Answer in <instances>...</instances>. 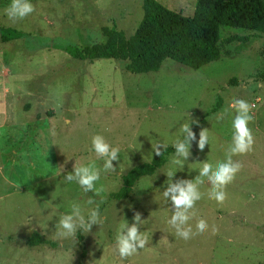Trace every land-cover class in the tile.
Segmentation results:
<instances>
[{
	"label": "rangeland",
	"instance_id": "374dc122",
	"mask_svg": "<svg viewBox=\"0 0 264 264\" xmlns=\"http://www.w3.org/2000/svg\"><path fill=\"white\" fill-rule=\"evenodd\" d=\"M158 1L186 16L197 5ZM11 2L0 0V264H264V82L256 80L264 67V37L224 43L222 58L198 70L168 59L157 72L136 74L127 71V61L77 59L62 46L105 42L104 29L115 24L132 36L144 16V0H30L34 11L22 19L7 15ZM4 28L25 35L5 41ZM248 34L231 27L221 31L223 40ZM241 99L251 105L252 150L232 155L241 167L223 189L222 202L212 197L211 181L200 178L201 199L180 225L181 231L192 228L184 240L168 223L177 211L174 193L164 192L194 182L203 163L215 168L226 161L234 102ZM203 120L209 138L202 150L200 132L186 158L171 157L128 198L111 197L130 169L182 139L183 124L191 129ZM97 134L120 153L112 160L115 170L94 182L99 191H84L67 176L89 161L102 167L92 150ZM174 157L183 163L169 178ZM72 204L84 211L99 206L102 222L63 238L56 225ZM137 214L140 221H134ZM201 219L208 224L203 234L196 229ZM125 221L137 223L147 243L121 257L116 237ZM35 230L60 245L29 246L26 239Z\"/></svg>",
	"mask_w": 264,
	"mask_h": 264
},
{
	"label": "trees",
	"instance_id": "16d2710c",
	"mask_svg": "<svg viewBox=\"0 0 264 264\" xmlns=\"http://www.w3.org/2000/svg\"><path fill=\"white\" fill-rule=\"evenodd\" d=\"M144 16L132 36L120 30L115 24L105 28V42L93 46H62L74 58L82 60L115 59L127 61V71L136 74L157 72L163 63L171 59L179 64L198 70L222 58L224 43H247L252 37H264V0H197L192 16H186L163 5L158 0H144ZM223 27L248 32L222 39ZM24 32L11 28L2 30V38L12 40L23 37ZM264 82V67L256 75ZM207 125L191 128L194 137ZM187 133L182 137L183 140ZM192 138H189V144ZM175 147L166 146L151 162L138 164L123 176L120 190L111 197L118 200L130 196L133 187L146 176L156 174L176 155ZM31 247L60 244L46 238L35 230L27 237Z\"/></svg>",
	"mask_w": 264,
	"mask_h": 264
},
{
	"label": "clouds",
	"instance_id": "9594fccd",
	"mask_svg": "<svg viewBox=\"0 0 264 264\" xmlns=\"http://www.w3.org/2000/svg\"><path fill=\"white\" fill-rule=\"evenodd\" d=\"M6 11L10 18L22 19L34 11V6L30 0H12ZM234 107L236 109V115L232 121V128L234 131L230 154L226 161L219 163L215 168L211 163L205 162L199 167L200 176L194 182L184 181V186L176 184L164 192V196H167L169 191L174 193L171 200L177 208V211L168 223L175 226L176 235L184 240H188L191 237L192 228L190 227L187 231H181L180 225L191 219L190 215L186 214V212L192 209L195 202L201 199V193L198 190V185L202 182L200 178H207V180L211 181V186L213 188L212 197L222 202L226 196L223 189L232 182L241 167L239 162H233L231 158L232 155L243 154L252 150V145L254 143L253 135L248 127L249 122L253 120V116L250 114L251 105L247 101L241 99L234 102ZM182 132L187 133V136L183 140L177 139L173 145L176 153L186 158L189 155V138H194V133L191 131L188 123L183 124ZM208 138V131H201L198 141V147L201 150L204 148ZM153 149L159 154V150L155 149V144H153ZM92 150L97 157L103 159L102 167H98L95 160L89 161L86 164L76 165L74 168V175L69 173L67 176L68 181H76L80 186H83L84 191H99L94 182L101 179L102 172L115 170L112 165V160L118 159V153H120L119 147L110 146L104 136L100 134L92 138ZM149 155L151 156V153H149ZM182 163L180 159L174 157L171 161L172 167L167 172V176L171 178L176 168L182 166ZM88 203L91 204V201ZM180 206H183V210H180ZM134 221H140L139 214L134 217ZM101 222L99 206L84 211L79 204H72L70 211H66L59 216L56 228L60 237L74 238L78 233L90 231L92 224ZM207 228L208 224L203 219L199 220L196 224V229L200 234H203ZM124 229H127L126 233ZM146 243L147 238L142 232L138 231L137 223L134 222L129 226L127 221H125L119 225L116 237V248L121 257L134 254L138 248H143Z\"/></svg>",
	"mask_w": 264,
	"mask_h": 264
}]
</instances>
